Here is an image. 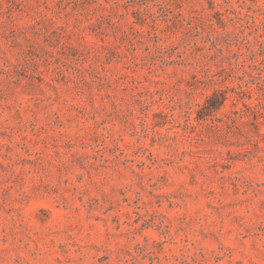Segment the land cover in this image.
<instances>
[{"label": "rangeland", "instance_id": "1", "mask_svg": "<svg viewBox=\"0 0 264 264\" xmlns=\"http://www.w3.org/2000/svg\"><path fill=\"white\" fill-rule=\"evenodd\" d=\"M0 264H264V0H0Z\"/></svg>", "mask_w": 264, "mask_h": 264}]
</instances>
